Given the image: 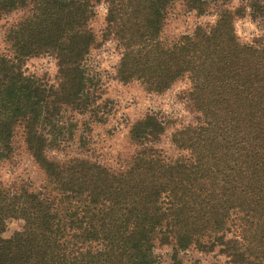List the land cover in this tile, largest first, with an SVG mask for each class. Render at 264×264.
Returning a JSON list of instances; mask_svg holds the SVG:
<instances>
[{
	"label": "trees",
	"instance_id": "16d2710c",
	"mask_svg": "<svg viewBox=\"0 0 264 264\" xmlns=\"http://www.w3.org/2000/svg\"><path fill=\"white\" fill-rule=\"evenodd\" d=\"M176 1L215 19L163 40ZM233 1L0 0V19L23 11L0 52V165L20 134L42 172L38 184L0 179V264H158V246L171 248L172 264L192 249L264 264V0ZM102 3L119 81L155 93L189 81L179 95L192 118L171 132L175 155L160 145V112L132 122V151L114 164L51 152L66 139L54 119L96 100L84 61ZM245 17L260 31L250 41L235 29ZM40 55L55 59V84L26 73V60ZM11 220L22 226L6 237Z\"/></svg>",
	"mask_w": 264,
	"mask_h": 264
},
{
	"label": "rangeland",
	"instance_id": "374dc122",
	"mask_svg": "<svg viewBox=\"0 0 264 264\" xmlns=\"http://www.w3.org/2000/svg\"><path fill=\"white\" fill-rule=\"evenodd\" d=\"M236 3V0L232 2ZM105 14V4L95 7L90 26L96 36V45L84 61L90 95L96 96V100L90 109L80 114L67 109L54 119L55 131L63 130L66 139H63L60 146L56 143L58 148L54 147L51 152L61 157L87 154L100 162L114 164L118 155H126L132 151L129 140L132 122L147 113L160 112L167 122L160 145L168 155L177 154L170 142L171 132L192 118L179 95L189 87L188 79L177 80L161 93L148 92L138 81H119L116 78V68L120 49L114 40L103 38ZM21 16L23 11H15L0 19V52H8L4 41L5 31ZM214 19L210 14L198 15L194 11H187L180 1H176L168 10L161 38L173 40L181 34L192 32L197 25L213 22ZM235 29L242 41H250L260 33L248 17L237 20ZM24 68L28 74L42 77L51 84L56 83V61L51 55L28 58ZM80 138L82 142L79 141ZM14 146L12 160L0 165V179L9 181L23 178L38 184L42 179V172L33 163L20 134L16 135ZM21 226L20 220H11L3 235L8 237ZM156 252L159 255L158 264H172L169 246H158ZM180 259L182 264H228L226 258L217 250L204 253L192 249L181 253Z\"/></svg>",
	"mask_w": 264,
	"mask_h": 264
}]
</instances>
